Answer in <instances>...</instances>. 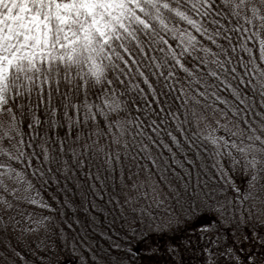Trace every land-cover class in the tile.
<instances>
[{
    "label": "snow or ice",
    "instance_id": "obj_1",
    "mask_svg": "<svg viewBox=\"0 0 264 264\" xmlns=\"http://www.w3.org/2000/svg\"><path fill=\"white\" fill-rule=\"evenodd\" d=\"M109 181L134 219L104 264L153 233L156 264H264V0H0V264L50 261L48 188L122 207Z\"/></svg>",
    "mask_w": 264,
    "mask_h": 264
},
{
    "label": "trees",
    "instance_id": "obj_2",
    "mask_svg": "<svg viewBox=\"0 0 264 264\" xmlns=\"http://www.w3.org/2000/svg\"><path fill=\"white\" fill-rule=\"evenodd\" d=\"M240 25L244 26L243 20L240 21ZM228 26L234 27L235 25ZM247 27L251 28V25H248ZM243 35L247 36L248 33H243ZM248 43L251 44V41H248ZM153 83H155L154 79ZM117 87H119V85H117ZM141 87L146 89V86L143 85L142 82ZM129 96H131V94H129ZM25 130H27L26 125ZM100 163V161L93 162L96 167H98ZM93 171H95V167L93 168ZM208 171L213 177L215 176V173L211 168H209ZM126 173L127 169H125V174ZM101 175H104V173L102 172ZM232 176L236 184L243 189L245 187V182L242 178V174L236 171L235 173H232ZM208 178L209 177L204 173L201 174V179ZM184 179L186 180L187 177H184ZM193 181H195V173H193ZM173 182L179 183L175 178H173ZM62 186L63 179L61 178V187ZM97 186L99 187V185ZM68 188L71 189V191H61L57 193L56 185H52L43 193L44 198L52 204L53 208L56 209L54 213L47 212L49 215L54 216L53 223L58 226V233H55V244H59L61 256L53 260V264H81L82 256L85 264H104L107 257L105 249H107L108 252L114 253L115 250L111 248L112 242L123 243V241L120 240V237L128 234L129 228L133 226L134 214L131 212V209L128 207L126 208L125 205H123V192L125 189L121 188L119 183H117L113 190L112 184L109 181L107 193L117 197L120 200L122 207H117L115 200L110 203L108 194H104L102 198L90 197V201L91 199H95L97 205L96 208H92L90 201L88 204H85L82 201V198L76 194L77 190L74 183L69 182ZM49 193L56 195L57 200L61 202L64 200V197L67 196L75 208V211H73L72 208L64 207L62 203L58 204L56 200H52ZM226 194L232 195V190L229 189ZM85 208H87V211H85ZM61 211L64 213L63 216L60 214ZM209 219L210 217L207 213L201 214L195 219L193 226L199 227L202 224L208 223ZM239 219L240 216L239 213H237L235 219L226 217L224 224L221 225L223 232H221L220 235L227 233L229 244L233 243V230L236 231L238 236H251V224L253 221H248L245 216L246 223L241 225L239 224ZM69 225L71 226L69 227ZM135 226L138 229L136 234L138 236L140 228L138 221ZM143 228L145 232L149 231L147 224H145ZM60 229H63L64 231V240L60 238ZM167 239V234L157 236L153 233L145 239L136 242V237L129 235V240L132 241L133 251L136 252L139 257L134 260V264H156L158 257L155 255H149V249L146 247L150 243H153L154 245L159 244L161 250H163L164 242ZM93 255L97 257L96 261L92 259Z\"/></svg>",
    "mask_w": 264,
    "mask_h": 264
},
{
    "label": "rangeland",
    "instance_id": "obj_3",
    "mask_svg": "<svg viewBox=\"0 0 264 264\" xmlns=\"http://www.w3.org/2000/svg\"><path fill=\"white\" fill-rule=\"evenodd\" d=\"M238 173H241L240 171H238ZM242 174V173H241ZM122 205V204H121ZM125 207L127 208L128 206L127 205H125ZM129 208V207H128ZM130 209V208H129ZM44 215H49L48 213H47V211H44V213H43ZM153 226V228L155 227V224H153L152 225ZM50 227H54V230H55V233H58V226L55 224V223H53L52 222V224L50 225ZM43 233L41 232V235H42ZM29 239L30 240H32V239H36V237H29ZM55 240H56V238H55V235L54 236H52L51 237V243H55ZM56 245V247H55V249L50 253V257H51V259H50V261L48 262V264H53V260H55L56 258H58L59 256H61V252H60V248H59V244L58 243H56L55 244ZM34 246V245H33ZM155 245L153 244V243H150V244H148L147 245V247L146 248H148L149 250V252L151 251V249L154 247ZM244 246L246 247L247 245H246V243L244 244ZM40 255H48L47 253H41V252H37V256L39 257Z\"/></svg>",
    "mask_w": 264,
    "mask_h": 264
}]
</instances>
